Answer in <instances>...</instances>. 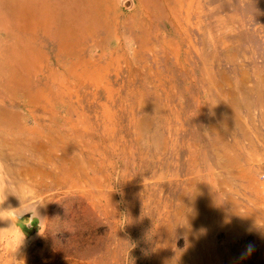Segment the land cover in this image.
Segmentation results:
<instances>
[{
  "label": "rangeland",
  "instance_id": "obj_1",
  "mask_svg": "<svg viewBox=\"0 0 264 264\" xmlns=\"http://www.w3.org/2000/svg\"><path fill=\"white\" fill-rule=\"evenodd\" d=\"M133 1L104 0L101 9L111 10L108 19H120L128 29L131 27L129 23L135 19L159 20L163 17V11H167L170 21L163 18L158 21L160 38L171 40L181 52V42L169 30L177 33L182 26L187 28L184 34L188 33L190 38L196 40L199 37L196 29L199 30L200 40L202 41L203 36H208L210 41L207 57L216 51L221 57L217 59L228 72L227 81L235 80V76L229 62L222 60L223 39L231 41V49L242 59V51L251 44L252 51L248 53L251 62L246 65L247 79H256L255 66L259 68L264 79V0ZM81 3L82 0H72L69 5L77 8ZM48 4V15L54 22L62 2L49 0ZM89 7L87 2L86 8ZM80 10L83 14L86 13L84 8ZM135 10L139 12V16L132 17ZM195 22L199 27L193 30L192 24ZM50 38V35L42 33L36 43L40 44L41 50L49 58L48 61L50 60L49 63L56 65L53 55L55 49ZM87 39L89 53L100 54L99 48L93 49L90 45V37ZM116 46L117 41L113 39L109 47ZM184 47L185 44H182V48ZM182 57L180 56V61L183 63ZM119 58V68L109 70L111 79L115 78V90L119 91L115 93V101H118V95L124 93L123 82L135 77V74L129 76V61L122 56ZM146 60L151 63L154 71H167L168 64H164V61L162 65L155 63L151 55ZM196 64L192 62V75L198 80L199 68ZM131 66L132 69H141L137 60L132 59ZM190 66V63L186 66L189 73L192 68ZM45 73H37L33 84L43 81ZM184 73L186 77L187 74ZM184 77L179 75L180 80ZM183 85L186 89L190 84L184 81ZM201 86L200 84L199 90L202 98L204 89ZM190 93L186 89L183 95L186 104L190 102ZM8 97L0 92V103L3 107L23 115V123L33 128L36 119L34 110L26 104L27 99L22 95ZM81 97L85 101L86 95L81 93ZM104 98L101 95L95 96L100 101ZM128 102L129 100L125 102L126 106ZM57 110V115L65 117L66 111L62 105ZM137 113L140 116L143 114L140 109ZM126 123L125 119L124 124ZM121 135L124 140L128 138L125 132ZM150 138L137 141L132 145L133 151L129 152L120 150L122 145H118L115 168H107L104 182L101 185H89L88 192H69L63 188L49 191L39 189L43 204L38 207V211L47 219L48 230L40 233L37 227L34 233L25 235L24 242L13 253L15 259L23 264H264V194L258 179L257 165L263 156L252 159L240 177L209 168L203 161L193 169L196 173L194 175L187 168L188 164L180 156L181 153L176 150V136H168L173 141L175 152L168 151L165 154L170 160L167 168L163 165L161 153L156 151L151 142L148 143ZM193 138L206 146V140L201 134L195 133ZM31 157L32 152L17 155L10 150L2 154L1 208H17L21 205L14 190L9 192L10 198L5 194L6 184H36L38 181V176L30 168L36 166ZM194 176L199 177V185L191 183L190 178L194 179ZM200 181L202 186L205 183L209 187L204 196L198 190V187L201 188ZM193 185L197 192L193 191ZM228 196L234 199L237 206L234 205L235 202L228 200ZM0 221L5 224L0 227V232L11 225L8 219L0 218ZM0 264H11L7 245L2 239Z\"/></svg>",
  "mask_w": 264,
  "mask_h": 264
},
{
  "label": "crops",
  "instance_id": "obj_2",
  "mask_svg": "<svg viewBox=\"0 0 264 264\" xmlns=\"http://www.w3.org/2000/svg\"><path fill=\"white\" fill-rule=\"evenodd\" d=\"M163 13L164 18H161L169 22L167 11H163ZM131 16H139V12L135 10ZM161 18L157 21H160ZM157 21H146L145 18L137 21L135 19L129 23L131 27L128 29L125 27V22H121L120 19L116 18L115 21L104 19L100 25H91L93 31L86 33L79 44L67 41L66 38L62 40L59 35H50L55 49L53 55L56 65L54 66L49 63L50 60L48 61L49 58L47 59L46 54L41 50L40 44L36 43L39 40L38 37L33 39V45L40 49L47 60V68L40 73L46 72V76L47 70L48 72L52 71L59 79L48 82L47 109L38 104L43 103L44 100L31 101L23 94L24 92L16 91L15 96H26L25 98L28 100L26 103L34 110L33 115L37 122H34V128H29L22 121L23 115L15 110L7 109L10 115H13L15 124L18 125L19 136L14 146L8 144L1 150L0 161L2 154L9 150L18 153L17 155L31 152L28 145L31 142L35 143L40 151L46 150L48 153H52L48 154L46 162H36V166L32 167L33 171L38 168V170L59 174V168L64 166L70 171H75L76 176L73 179L78 184L73 188L67 184L54 186L51 185L53 182L50 177L45 176L44 178L37 175L38 184L41 182L44 184V186L38 185V189L49 191L54 188H63L65 191L82 193L88 192L89 185H101L104 182L103 177L106 175V169L115 168L114 159L115 153L118 152V145H122L120 150L124 152L133 151L132 145L136 141H144L146 136L151 137L149 141L161 153L160 157L161 160H164L165 168L169 167L170 161L165 154L168 151L175 152V146L177 152L181 153L182 159L188 164L187 168L192 172L199 166L200 161H203L209 168L240 177L252 159L259 156L264 157V79L256 66L254 72L258 77L255 80L247 79L245 65L251 62L248 53L252 51V45L246 46V50L242 51V59L236 51L231 49L233 46L231 41L227 42L223 39L221 46L227 51H224L222 60L229 62L231 72L235 76V80L227 81L228 72L221 67V63L217 59H221L218 53L214 52L210 58L207 57L210 49L208 36H203L201 41L199 30H196L199 37L197 40L194 38L197 41L195 44L194 39H191L188 33L184 34L187 28L181 26L182 28L177 31V34L175 30V33L172 32L173 30H169L181 42V46L185 44L184 48L181 47V53L171 40L160 38V25ZM196 27H199L197 22L192 24L193 30ZM249 32L254 35L253 32ZM88 37L91 39L92 48L101 50L100 54L89 53L86 42ZM111 39L117 40L116 47H109ZM188 49L191 51L189 52ZM149 55L155 63L162 65L164 61V64H168L167 71L165 73L160 70L154 71L151 63L146 60ZM119 56L129 61V76L135 74V77L128 78L123 82L124 93L118 95V101H115V93H119V91L115 90V78L111 79L109 70L119 68ZM180 56L183 58V63L180 61ZM132 59L142 63L141 69H132ZM191 62L198 64H196L199 68L198 80L192 75L194 70ZM189 63L192 67H189L191 73L186 70ZM177 65L178 67H176ZM184 72L187 74L186 77L183 75ZM179 75L184 79L180 80ZM184 81H190L188 82L190 85L186 87L188 92L191 91L189 104L183 101L186 90L183 85ZM44 83L45 78L39 84H33L32 89L26 94L29 97L32 96ZM141 84L142 86H140ZM200 84L204 89L202 98L199 90ZM195 90L197 91L195 92ZM0 92L3 93L2 89ZM81 93L86 95L85 101L84 97H81ZM99 95L105 97L104 100L95 99V96ZM128 100V106H126L125 102ZM61 105L66 110L63 118L57 115V107ZM139 109L143 112L141 116L137 113ZM156 115L158 116L156 117ZM124 119L127 121L126 124H124ZM122 132L128 135L126 140L122 138ZM195 133L201 134L205 138L206 146H202L201 141L193 138ZM169 135L177 137L175 146L173 141L168 138ZM130 144L131 147H129ZM58 149L60 154L57 153ZM194 175H196L195 172ZM196 177L190 178L191 183L199 185L200 179ZM61 180L63 183L71 182L70 179L63 178ZM208 182L210 183V181ZM200 183L201 188L198 187V190H201L200 193L204 196L209 187L205 183L202 186L201 181ZM193 191L197 192L194 188ZM228 200L234 201L230 196H228ZM234 205L237 206L236 202ZM36 223L37 221L30 217H25L20 221L21 227H24L25 235L35 232L38 227ZM4 225L0 221V227Z\"/></svg>",
  "mask_w": 264,
  "mask_h": 264
},
{
  "label": "bare ground",
  "instance_id": "obj_3",
  "mask_svg": "<svg viewBox=\"0 0 264 264\" xmlns=\"http://www.w3.org/2000/svg\"><path fill=\"white\" fill-rule=\"evenodd\" d=\"M49 0H0V89L7 96L14 97L17 90L24 92L31 101L44 100L43 103H38L43 108L47 109L48 97H46V90L48 82L50 80L59 79L54 72L47 70V74L44 77L45 83L35 91V93L29 97L27 91L32 89L33 83L36 78V74H40L43 69L47 68V60L40 49L33 45V39L44 33L45 35L60 36V39L66 38L67 41L79 44L82 39V35L91 33L93 31V24H99L104 19H108L111 16V10L103 11L101 4L104 0H82L81 6L75 8L70 6L69 2L72 0H58L62 2L60 4V10L56 14L54 22L52 21L48 13ZM56 1V0H54ZM85 1V2H84ZM109 1V0H106ZM222 1V0H221ZM80 2V0H79ZM87 2L89 8H86ZM147 2V1H146ZM216 2V0H215ZM84 3V5H83ZM222 3V2H221ZM72 5V4H71ZM83 5V6H82ZM150 7V6H149ZM84 8L85 14L80 10ZM140 8V7H139ZM85 9H88L85 10ZM213 9V7H212ZM155 10V9H154ZM165 10V8H164ZM213 11V10H212ZM208 12V11H207ZM206 12V13H207ZM168 13V12H167ZM200 13V12H199ZM164 14V13H163ZM203 14V13H202ZM161 16V14H159ZM167 15V14H166ZM159 16V17H160ZM163 16V15H162ZM213 16V15H212ZM153 17V16H152ZM164 18V17H163ZM167 18V17H166ZM207 19V17H205ZM153 19V18H152ZM215 20V19H214ZM154 21H157L156 19ZM158 22V21H157ZM209 22V21H208ZM209 24V23H208ZM223 24V23H222ZM153 25V24H152ZM159 26V25H157ZM224 26V25H223ZM55 27V29H54ZM155 27V26H154ZM225 27V26H224ZM223 27V28H224ZM153 28V27H152ZM160 28V27H159ZM182 28V27H181ZM226 29V28H225ZM224 29V30H225ZM102 30V29H101ZM197 30V29H196ZM103 31V30H102ZM172 31V30H171ZM227 31V30H226ZM229 31V30H228ZM173 32V31H172ZM134 33V32H133ZM175 33V32H174ZM177 34V33H176ZM200 34V33H199ZM208 34V33H207ZM206 34V35H207ZM5 35V36H4ZM101 35V34H100ZM183 35V34H182ZM181 35V36H182ZM104 36V35H103ZM134 37V36H133ZM206 37V36H205ZM112 38V37H111ZM86 39V38H85ZM192 39V38H191ZM206 39V38H205ZM112 40V39H111ZM140 40V39H138ZM90 41V40H89ZM117 41V40H116ZM161 41V40H160ZM218 41V40H217ZM57 42V41H54ZM84 42V41H83ZM130 42V41H129ZM210 42V41H209ZM195 43V42H194ZM51 44V43H50ZM210 44V43H209ZM187 45V44H186ZM193 45V44H192ZM127 47V45H126ZM164 47V46H163ZM173 47V46H172ZM182 47V46H181ZM195 47V46H194ZM212 47V46H211ZM193 48V47H192ZM191 49V48H190ZM205 50V48H203ZM46 50V49H45ZM119 50V49H118ZM122 50V49H121ZM153 50V49H152ZM182 50V49H181ZM189 50V49H188ZM55 51V50H54ZM87 51V50H86ZM180 51V50H179ZM200 51V50H199ZM225 51V49H224ZM227 51V50H226ZM225 51V52H226ZM242 51V50H241ZM121 52V51H120ZM204 52V51H203ZM207 52V51H206ZM209 52V51H208ZM211 52V51H210ZM217 52V51H216ZM223 52V51H222ZM54 53V52H53ZM182 53V52H181ZM196 53V52H195ZM214 53V52H213ZM232 53V52H231ZM240 53V52H239ZM161 54V53H160ZM159 54V55H160ZM170 54V53H169ZM206 54V53H205ZM225 54V53H223ZM178 55V54H177ZM182 55V54H181ZM215 55V54H214ZM222 55V54H221ZM227 55V54H226ZM232 55V54H231ZM241 55V54H240ZM166 56V55H165ZM175 56V54H174ZM172 56V57H174ZM194 56V55H193ZM198 56V55H197ZM205 56V55H204ZM230 56V55H229ZM170 57V56H169ZM176 57V56H175ZM184 57V56H183ZM209 57V56H208ZM223 57V56H222ZM227 57V56H226ZM224 57V58H226ZM232 57V56H231ZM235 57V56H234ZM142 58V57H141ZM163 58V57H162ZM195 58V56H194ZM210 58V57H209ZM228 58V57H227ZM248 58V57H247ZM172 59V58H171ZM177 59H179L177 57ZM176 59V60H177ZM198 59V58H197ZM196 59V60H197ZM206 59V58H205ZM229 59V58H228ZM237 59V58H236ZM219 60V59H218ZM217 60V61H218ZM172 61V60H171ZM204 61V60H203ZM244 61V60H243ZM167 62V61H166ZM178 62V61H177ZM176 62V63H177ZM206 62V61H205ZM246 62V61H244ZM249 62V61H248ZM179 63V62H178ZM181 63V62H180ZM186 63V62H185ZM192 63V62H191ZM210 63V62H209ZM142 64V63H141ZM171 64V63H169ZM206 64V63H205ZM211 64V63H210ZM209 64V65H210ZM218 64V63H217ZM233 64V63H232ZM201 65V64H200ZM208 65V64H207ZM238 65V64H237ZM242 65V64H241ZM247 65V64H245ZM54 66V65H53ZM59 66V65H58ZM184 66V65H183ZM206 66V65H205ZM213 67V65H211ZM56 67V66H55ZM178 67V65L176 66ZM182 67V66H181ZM219 67V66H218ZM174 68V67H173ZM180 68V67H179ZM214 68V67H213ZM245 68V67H244ZM70 69V68H69ZM177 69V68H176ZM181 69V68H180ZM193 69V68H192ZM206 69V67H205ZM210 69V68H209ZM233 69V68H232ZM240 69V67H239ZM174 70V69H173ZM223 70V69H222ZM256 70V69H255ZM258 70V68H257ZM183 71V70H182ZM211 71V70H210ZM234 71V70H233ZM216 72V71H215ZM244 72V71H243ZM201 73V72H200ZM208 73V72H207ZM247 73V71H246ZM257 73V71H256ZM260 73V71H259ZM258 73V74H259ZM61 74V73H60ZM59 74V75H60ZM178 74V73H177ZM185 74V73H184ZM204 74V73H203ZM257 74V75H258ZM187 76V75H186ZM246 76V75H245ZM168 77V76H167ZM256 77V76H255ZM258 77V76H257ZM256 77V78H257ZM62 78V76H61ZM65 78V77H64ZM203 78V77H202ZM136 79V78H135ZM184 79V78H183ZM189 79V77H188ZM211 79V78H210ZM244 79V78H243ZM261 79V78H260ZM43 80V79H42ZM200 80V79H199ZM207 80V78H206ZM259 80V79H258ZM61 81V80H60ZM191 81V80H190ZM188 81V82H190ZM201 81V80H200ZM217 81V80H216ZM239 81V80H238ZM41 82V81H40ZM64 82V81H63ZM136 82V81H135ZM206 82V81H205ZM209 82V80H208ZM60 83V82H59ZM148 83V82H147ZM218 83V82H217ZM138 84V82H137ZM143 84V83H142ZM142 84L140 86H142ZM68 85V84H67ZM139 86V87H140ZM147 86V85H145ZM144 87V86H143ZM37 88V87H36ZM65 88V87H64ZM134 88V87H133ZM50 89V88H49ZM173 89V88H172ZM146 90V89H145ZM178 91V90H177ZM54 92V91H53ZM58 92V91H57ZM147 93V92H146ZM175 93V92H174ZM175 95V94H174ZM173 95V97H174ZM24 96V97H26ZM50 96V95H49ZM147 97V96H146ZM43 98V99H42ZM176 98V96H175ZM26 99V98H25ZM167 99V98H166ZM172 100V99H171ZM28 101V100H27ZM140 101V100H139ZM165 101V100H164ZM39 102V101H38ZM59 102V101H58ZM10 103V102H9ZM142 103V102H141ZM27 104V103H26ZM138 104V102H137ZM7 105V103H6ZM25 105V104H24ZM56 105V104H55ZM60 105V104H59ZM150 105V103H149ZM67 106V105H66ZM31 107V106H30ZM68 107V106H67ZM143 107V106H142ZM162 108V107H161ZM11 109V108H10ZM147 109V108H146ZM149 109V108H148ZM154 109V108H153ZM12 110V109H11ZM37 110V109H36ZM39 110V109H38ZM173 110V109H172ZM66 111V110H65ZM153 112V111H152ZM40 113V112H39ZM75 113V112H74ZM154 113V112H153ZM78 114V113H77ZM174 114V113H173ZM158 115H156L157 117ZM163 116V115H162ZM176 116V115H175ZM73 118V117H72ZM175 118V117H174ZM179 118V117H178ZM50 119V118H48ZM177 119V118H176ZM125 120V119H124ZM141 121V120H140ZM146 121V120H145ZM149 121V120H148ZM174 121V120H173ZM44 122V121H43ZM53 122V121H52ZM59 122H61L59 120ZM58 122V123H59ZM71 122V121H69ZM75 122V120H74ZM20 123V122H19ZM55 123V122H54ZM161 123V122H160ZM30 124V123H29ZM56 124V123H55ZM154 124V123H153ZM163 124V123H162ZM86 125V124H85ZM124 125V124H123ZM33 126V125H32ZM161 126V125H160ZM66 127V125H65ZM153 127V126H152ZM27 128V127H26ZM34 128V127H33ZM74 128V127H73ZM170 128V127H169ZM28 129V128H27ZM55 129V128H54ZM39 130V129H36ZM59 130V129H58ZM154 130V129H153ZM66 131V130H64ZM117 131V130H116ZM36 132V131H35ZM48 132V131H47ZM153 132V131H152ZM151 132V133H152ZM163 132V131H162ZM38 133V132H37ZM67 133V132H66ZM140 133V132H139ZM150 133V134H151ZM18 125L15 124L13 115L3 107L0 103V152L8 144L14 146L17 137L19 136ZM147 134V132H146ZM32 135V134H31ZM37 135V134H35ZM97 135V134H96ZM67 137V135H65ZM51 137V136H49ZM64 137V136H63ZM74 137V136H73ZM147 137V136H146ZM24 138V137H23ZM75 138V137H74ZM58 139V138H57ZM60 139V137H59ZM100 139V138H99ZM141 139V138H140ZM154 139V138H153ZM156 139V136H155ZM163 139V138H162ZM161 139V140H162ZM166 139V138H165ZM22 140V139H21ZM47 140V139H46ZM102 141V140H101ZM59 142V141H58ZM137 142V141H136ZM153 142V141H152ZM162 142V141H161ZM64 143V142H63ZM150 143V141L148 142ZM156 143V141H155ZM158 143V142H157ZM49 144V143H48ZM65 144V143H64ZM154 144V143H153ZM163 144V143H162ZM50 145V144H49ZM56 145V144H55ZM72 145V144H69ZM164 145V144H163ZM158 146V144H157ZM8 147V146H7ZM19 147V146H18ZM64 147V146H63ZM62 147V148H63ZM75 147V146H74ZM152 147V146H151ZM155 147V146H154ZM166 147V144H165ZM29 150L32 152V160L43 163L47 160L48 154L46 150L40 151L37 144L30 143L28 145ZM57 148V146H56ZM61 148V149H62ZM111 148V147H110ZM148 148V146H147ZM50 149V148H49ZM166 149V148H164ZM172 149V148H171ZM53 150V149H51ZM59 150V149H58ZM146 150V149H145ZM153 150V149H152ZM10 151V150H9ZM62 151V150H61ZM158 151V149L156 150ZM4 152V151H2ZM145 152V151H144ZM165 152V151H164ZM13 153V152H12ZM65 153V152H64ZM108 153V152H107ZM135 153V152H134ZM18 154V153H17ZM57 154V153H56ZM60 154V153H59ZM1 155V153H0ZM6 156V155H5ZM22 156V155H21ZM60 156V155H59ZM95 156V155H94ZM15 157L16 156H12ZM18 157V156H17ZM173 157V156H172ZM53 158V156H52ZM87 158V157H86ZM85 158V159H86ZM94 159V158H93ZM96 159V158H95ZM140 159V158H139ZM29 160V159H28ZM90 160V159H89ZM115 160V159H114ZM8 161V160H7ZM149 161V160H148ZM164 161V160H163ZM167 161V160H166ZM14 162V161H13ZM29 162V161H28ZM46 162V161H45ZM94 163V162H93ZM63 164V163H62ZM95 164V163H94ZM9 165V164H8ZM14 165V164H13ZM27 165V164H26ZM43 165V164H42ZM71 165V164H70ZM107 165V164H106ZM170 165V164H169ZM172 165V163H171ZM12 166V165H11ZM17 165H15L16 167ZM32 166V165H31ZM52 166V165H51ZM29 167V166H28ZM109 167V166H107ZM160 167V166H159ZM189 167V166H188ZM3 168V167H2ZM32 168V167H30ZM36 168V167H35ZM43 169V168H42ZM138 169V168H137ZM50 170V169H49ZM48 170V171H49ZM100 170V169H99ZM105 170V169H104ZM107 170V169H106ZM161 170V169H160ZM12 171V170H11ZM58 171V170H57ZM101 171V170H100ZM111 171V170H110ZM141 171V169H139ZM8 172V171H6ZM36 175L50 177L53 183L51 185H68L71 188L78 186L73 179L76 174L73 171L68 170L62 166L59 168V174H53L50 172L42 171L38 168L33 171ZM90 172V171H89ZM102 173V172H101ZM6 174V173H5ZM98 174V173H97ZM2 175V174H1ZM4 175V174H3ZM99 175V174H98ZM162 175V174H161ZM160 175V176H161ZM12 177V176H11ZM24 177V176H23ZM196 177V176H195ZM67 179L71 182L63 183L61 179ZM162 178V177H161ZM9 179V177H8ZM4 180V179H3ZM10 180V179H9ZM48 180V179H47ZM191 180V179H190ZM196 180V179H195ZM2 181V180H1ZM197 181V180H196ZM47 182V181H46ZM36 186H44V184L38 181L35 182ZM164 183V182H163ZM1 184V182H0ZM50 185V184H49ZM96 185V184H94ZM206 186V185H205ZM40 188V187H39ZM66 188V187H65ZM194 188V185H193ZM44 191V190H43ZM46 191V190H45ZM5 194L10 198L9 192L5 189ZM16 194V193H15ZM77 194V193H76ZM14 195V194H13ZM69 195V194H68ZM177 196V195H176ZM6 197V196H5ZM13 197V196H12ZM67 197V196H65ZM6 199V198H5ZM14 199V198H13ZM17 199V198H16ZM167 199V198H166ZM89 200V199H88ZM168 202V201H167ZM170 202V201H169ZM176 202V201H175ZM174 202V203H175ZM234 202V201H233ZM168 204V203H167ZM188 204V202H187ZM186 204V205H187ZM4 208V207H3ZM187 209V208H186ZM185 209V210H186ZM173 212V211H172ZM187 213V212H186ZM169 214V213H168ZM174 214V213H173ZM174 216V215H173ZM174 220V219H173ZM167 222V221H166ZM174 223V222H173ZM184 227V226H183ZM190 227V226H189ZM174 228V227H173Z\"/></svg>",
  "mask_w": 264,
  "mask_h": 264
},
{
  "label": "clouds",
  "instance_id": "obj_4",
  "mask_svg": "<svg viewBox=\"0 0 264 264\" xmlns=\"http://www.w3.org/2000/svg\"><path fill=\"white\" fill-rule=\"evenodd\" d=\"M8 192L15 191L21 201V205L17 208H0V218L8 219L11 225L2 229L0 239L7 245L8 254L11 257V264H23L22 261L15 259V253L24 242V227H21L20 221L25 217H30L37 221L40 233L48 230L47 219L42 217L38 211V207L43 204L41 193L35 184L27 182H9L5 185ZM25 214H28L27 216ZM30 226V225H28Z\"/></svg>",
  "mask_w": 264,
  "mask_h": 264
},
{
  "label": "built area",
  "instance_id": "obj_5",
  "mask_svg": "<svg viewBox=\"0 0 264 264\" xmlns=\"http://www.w3.org/2000/svg\"><path fill=\"white\" fill-rule=\"evenodd\" d=\"M257 165H258V179L261 183L262 192L264 194V157Z\"/></svg>",
  "mask_w": 264,
  "mask_h": 264
}]
</instances>
